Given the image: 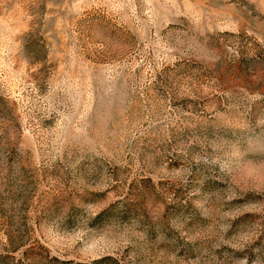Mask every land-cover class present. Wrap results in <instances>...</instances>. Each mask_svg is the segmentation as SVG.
Wrapping results in <instances>:
<instances>
[{
	"label": "rangeland",
	"instance_id": "1",
	"mask_svg": "<svg viewBox=\"0 0 264 264\" xmlns=\"http://www.w3.org/2000/svg\"><path fill=\"white\" fill-rule=\"evenodd\" d=\"M0 264H264V0H0Z\"/></svg>",
	"mask_w": 264,
	"mask_h": 264
}]
</instances>
